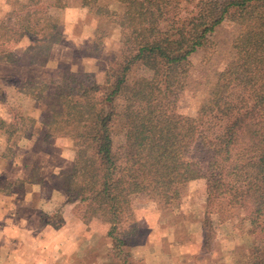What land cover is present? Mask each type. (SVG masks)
<instances>
[{
  "label": "trees",
  "instance_id": "obj_1",
  "mask_svg": "<svg viewBox=\"0 0 264 264\" xmlns=\"http://www.w3.org/2000/svg\"><path fill=\"white\" fill-rule=\"evenodd\" d=\"M90 2L83 0L82 5ZM118 2L122 6L119 25L130 33L132 50L110 71L111 89L70 72L45 97L27 89L32 81L24 85L14 81L23 93L46 100L44 126L56 136L71 138L77 146L93 153L82 194L70 201L85 204L92 218L110 225L108 237L114 255L120 258L123 248L139 233L134 225L132 196L144 194L149 200L161 199L165 205H171L180 199L181 187L205 180L203 251H211L216 241L211 216L222 220L232 217L236 209L246 212L244 234L252 242L260 238L264 244V0ZM40 11L28 6L23 13ZM13 16L17 15L8 16L9 24ZM226 19L244 28L234 43L242 61L229 73H222L213 89L212 97L219 100L218 111L226 120L222 133L212 140L200 133L201 116H183L176 105L189 78L191 56ZM18 31L31 39L36 36L31 23L23 22ZM46 63L47 59L39 63L30 57V64ZM135 64L146 69L149 77L141 78L123 91ZM120 95L127 100L125 112L118 117L120 132L127 140L122 157L114 151L111 127L115 118L114 100ZM12 114L8 126L11 135L24 122L17 111ZM221 139H224V158L222 163L215 164ZM240 153L255 155L252 172L246 175L225 168ZM123 160L126 169H120L119 162ZM61 180L63 190L71 194V183L66 182L65 173ZM226 198L230 204L226 208L214 204V201L221 204ZM256 253L243 262L264 264V250L258 249Z\"/></svg>",
  "mask_w": 264,
  "mask_h": 264
},
{
  "label": "rangeland",
  "instance_id": "obj_2",
  "mask_svg": "<svg viewBox=\"0 0 264 264\" xmlns=\"http://www.w3.org/2000/svg\"><path fill=\"white\" fill-rule=\"evenodd\" d=\"M84 1L86 2V0ZM89 1H91L90 4L83 6L85 8L83 19L75 26H65L62 21L63 14L56 8L58 5L62 8L68 6L69 2L67 0H60L59 3L55 2L54 4L50 0H30L28 5L30 9L34 11L40 9L39 13L26 15V12L23 13L24 10L22 9L11 13L17 16H13L12 22L6 26V30H11L12 33L16 32L24 22V24L31 23L32 31L36 33L35 38H30L32 42L29 49L33 48V50L31 49L29 53H26V58L21 59V62L30 64V57H33V60L39 61V63L47 59V63L43 66L45 68L50 62L52 63L50 68L44 69L43 72L40 70L37 72L36 77L28 80L32 81L29 88L27 86L28 90H35L45 97L47 93L53 91L57 83L68 72L84 75V80L89 83L99 84L110 89L113 87L109 73L115 68L116 62L122 61L130 55L132 50L130 33L119 25L122 6L118 0ZM115 13L118 16H115ZM243 32L244 28L240 23L232 19H226L209 36L208 42L190 58L191 71L189 78L176 106L178 113L183 116L191 118L201 116L200 133L202 137L213 140L223 131L226 119L219 113V100L212 97V92L219 76L222 73H229L241 63L242 56L234 49V43ZM0 36L4 40L3 34ZM53 49L56 50V56L52 57ZM1 55L7 59L20 62V58L17 59L15 54L1 53ZM32 75H36V72ZM148 77L149 72L146 69L139 64L133 65L123 91L128 87H132L141 78ZM45 85H48V88H45ZM4 94L5 97H3V94L0 95V103L6 104V93ZM122 95L114 100L115 118L111 124L114 151L120 157L124 155L127 146V140L120 132L118 125V117L125 112L127 107L126 97ZM8 98H10V95H8ZM23 108L25 109L15 110L24 119L22 128L15 134H10L11 128L8 127L7 122L0 121V130L10 136L8 142L4 141V138H0V147L10 146L5 151L6 154H2L0 148V180L2 181L0 191L5 192V189L10 188L7 185L9 182L3 179L12 178L11 175L19 177V179H35L38 182V189L42 187L39 193H42V198L48 203L47 201L52 198L55 199L54 201H59L57 195H50V191H55L59 186L58 190L62 194L61 197L66 202L59 205L53 212L39 214L36 219H38L40 225L50 223L54 227H62L65 224L64 216L67 215L69 221L77 220L80 221L81 226L84 224L88 227L90 216L86 212L85 204L79 201L71 202L70 199L82 194L87 170L93 163V153L89 149L77 146L71 138L56 136L53 130L42 124L47 112L45 99H37L29 94ZM6 110L4 113L13 115L10 110ZM16 147H22V151L16 154L20 156L18 160L22 162L21 166H25V168L19 167L20 170H17V167L8 161L11 155L13 156L12 151ZM25 148L27 149L25 150ZM223 148L224 139H221L220 146L214 156L215 164L222 163L224 158ZM254 163L255 155L253 153H240L236 154L233 160L225 165V168L226 171L246 175L252 172L251 165ZM119 165L120 169L127 168L124 160L120 161ZM32 166L31 171L27 170L32 172L29 175L26 169H30ZM63 173H65L66 182L71 183L73 191L71 194L63 190L64 181L61 180ZM4 181H6L5 184ZM39 182L44 183V185L40 186ZM20 187L17 186L16 189L20 190ZM180 191V199L174 201L171 205H165V202L161 199L149 200L146 195L139 194L130 198L131 206L139 210L140 219L150 220L151 223L154 220L158 225H164L163 223H165L170 227L179 225L183 228L187 226L194 229L196 223H204L205 221L207 192L203 194L199 184H193L192 188L186 185L181 187ZM225 200L221 204L214 201V204L226 208L230 204H228V198ZM68 206L71 207L68 208ZM182 207H188L186 208L188 209L186 214H184L186 209L183 212L181 211ZM149 208L154 213L148 210L151 213L147 214L146 210ZM245 216L246 212L242 209H236L232 217L226 216L222 220H218L215 215L211 216L214 219L216 238H220L222 241V246L216 244L215 249L220 247L221 251L223 249V252L228 254L225 264H228L227 261L232 260L236 264L239 261L242 264L245 261L244 258H251L253 252L256 255L258 249L264 250L263 240L256 238L257 240L252 242L244 234L246 233L243 226ZM135 224L136 220H134ZM92 229L94 230V225H92ZM179 235L180 238L184 239L185 234L183 231L178 232ZM123 251L124 259H129L130 250L125 248ZM112 254L110 253L111 257L109 258L111 259L108 261H118L120 259H114L115 256L113 255V257ZM96 259V255L93 254L90 256L89 261H96ZM102 260L107 261V258Z\"/></svg>",
  "mask_w": 264,
  "mask_h": 264
},
{
  "label": "crops",
  "instance_id": "obj_3",
  "mask_svg": "<svg viewBox=\"0 0 264 264\" xmlns=\"http://www.w3.org/2000/svg\"><path fill=\"white\" fill-rule=\"evenodd\" d=\"M50 1L54 4L59 3L60 0ZM67 1L68 6L62 8L58 5L56 8L62 12V21L65 26H75L83 19L85 8L81 0ZM29 2L30 0H0V20H3L0 21V35L3 34L4 38L2 40L0 36V42H2L0 45V95L3 94L5 97L4 93H6L7 98V100L5 98L6 104L0 103V121L4 120L8 124L12 121V115L4 113L5 109L10 110L11 113L14 110H23L25 109L23 104L29 98V95L20 91L13 81L24 85L28 80L36 77L37 72L40 70L43 72L52 64L50 62L45 68L37 64L22 63L21 59L26 58V51L30 48L32 41L24 32L12 33L11 30H6V26L10 25L8 14L19 9L24 10ZM55 51V49L52 50V57L56 56ZM1 53L15 54L17 59L20 58V62L7 59ZM34 72L36 75H32ZM0 138L8 142L10 136L0 130ZM0 148L1 153L6 154L5 151L10 146ZM21 148L16 147L12 151L13 156L11 155V159H8L13 166L17 167V170L21 167L25 168L18 160L20 156L16 155L22 151ZM32 169L33 166L26 169V172ZM28 173L31 175L32 172ZM11 177L3 179L9 182L7 185L10 188L5 189V192L0 191V264H125V262L128 264H225L227 260L228 254H225L223 249L222 251L220 247L215 249L216 244L222 246L220 238H216L211 251L207 253L203 251V222L196 223L194 229L179 225L170 227L165 223L158 225L154 220L151 223L150 220L140 219L139 210L133 207L136 217L135 226L140 234L133 236L128 245L123 248V250L125 248L130 250V258L125 261L122 253L118 260L113 252L112 241L108 237L109 224L92 218L86 210L90 216H88L90 220L88 227L84 224L81 226L80 221L77 220L69 221L67 215L64 216L65 224L62 227H54L50 223L40 225L36 219L39 214L53 212L59 205L66 202L61 197L59 186L57 185L58 188L55 191H50V195H57L59 201H54L55 199L52 198L46 203L42 193H39L42 187L38 189V182L35 179H19L13 175ZM193 184H199L203 194L207 192L205 180H196L188 185L192 188ZM42 185L44 183L41 182L40 186ZM17 186H21L20 190L16 189ZM186 208L188 207H182L181 211L183 212ZM148 210L152 211V209L146 210L147 214L151 213ZM187 212L188 209L184 214ZM181 231L185 234L184 239L178 236V232ZM110 253H113L112 256L114 255V259L118 261H108L111 259ZM93 254L97 257L96 261H89ZM104 258H107V261H103ZM227 263L236 264L233 260Z\"/></svg>",
  "mask_w": 264,
  "mask_h": 264
}]
</instances>
